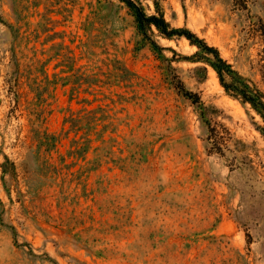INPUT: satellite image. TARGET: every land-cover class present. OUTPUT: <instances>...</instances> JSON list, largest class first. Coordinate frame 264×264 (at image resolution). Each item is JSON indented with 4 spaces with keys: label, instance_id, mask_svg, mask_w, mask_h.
Segmentation results:
<instances>
[{
    "label": "rangeland",
    "instance_id": "1",
    "mask_svg": "<svg viewBox=\"0 0 264 264\" xmlns=\"http://www.w3.org/2000/svg\"><path fill=\"white\" fill-rule=\"evenodd\" d=\"M140 1L264 95V0ZM155 40L117 0H0V264H264V123Z\"/></svg>",
    "mask_w": 264,
    "mask_h": 264
},
{
    "label": "trees",
    "instance_id": "2",
    "mask_svg": "<svg viewBox=\"0 0 264 264\" xmlns=\"http://www.w3.org/2000/svg\"><path fill=\"white\" fill-rule=\"evenodd\" d=\"M123 4L134 20L135 30L142 41L149 46L152 52L163 57L164 48L155 40V32L158 36L171 40L184 38L197 51L191 56L193 63H202L211 68L224 91L233 98L247 104L261 118L264 123V95L251 88L241 76L220 55L217 48L209 46L203 39L187 28H173L164 17L159 3L154 2L153 13H147L146 7L140 0H117ZM164 58V57H163ZM201 72L206 71L203 67ZM180 93L194 102L195 96L180 87Z\"/></svg>",
    "mask_w": 264,
    "mask_h": 264
}]
</instances>
